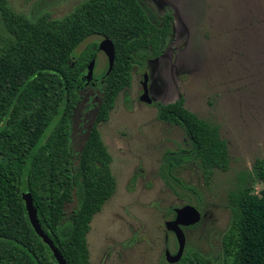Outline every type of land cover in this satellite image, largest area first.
<instances>
[{
    "label": "trees",
    "instance_id": "1",
    "mask_svg": "<svg viewBox=\"0 0 264 264\" xmlns=\"http://www.w3.org/2000/svg\"><path fill=\"white\" fill-rule=\"evenodd\" d=\"M173 28L171 8L158 14L146 0H83L57 18L47 12L29 18L0 0V264H58L29 222L23 190L31 192L39 223L66 264H90V222L116 189L98 124L107 121L118 94L131 84L133 67L163 54ZM91 36L109 38L114 59L102 74V100L76 163L71 119L98 42L78 53L76 48ZM152 104L158 120L181 127L190 143L187 150L166 151L159 166L177 196L180 189L192 190L176 174L189 159L198 161L207 178L214 169L229 168L228 144L218 126L189 110L182 95ZM248 176L264 181V157L255 159ZM228 201L222 264H264V189L254 192L243 177ZM165 264L212 261L187 250Z\"/></svg>",
    "mask_w": 264,
    "mask_h": 264
},
{
    "label": "rangeland",
    "instance_id": "2",
    "mask_svg": "<svg viewBox=\"0 0 264 264\" xmlns=\"http://www.w3.org/2000/svg\"><path fill=\"white\" fill-rule=\"evenodd\" d=\"M11 8L34 18L47 12L57 18L83 0H7ZM158 14L171 8L173 34L163 54L132 69L131 84L117 96L109 118L98 128L109 153L116 189L94 214L87 233L90 264H165L187 250L222 264L221 237L231 217L230 191L248 178L254 192L264 181L249 179L256 158L264 157V0H146ZM102 37L91 36L81 43ZM139 57V56H138ZM108 57L98 50L92 70L81 76L71 119L70 145L75 162L102 100V74ZM148 76L153 101L171 102L182 95L185 106L216 124L227 141L229 168L210 177L189 159L176 174L192 190L177 196L161 179L166 151L189 148L178 125L162 122L152 103L140 100V78ZM194 205L200 219L181 226L184 240L165 251V221L174 208ZM75 200L65 206L69 214Z\"/></svg>",
    "mask_w": 264,
    "mask_h": 264
},
{
    "label": "water",
    "instance_id": "3",
    "mask_svg": "<svg viewBox=\"0 0 264 264\" xmlns=\"http://www.w3.org/2000/svg\"><path fill=\"white\" fill-rule=\"evenodd\" d=\"M98 50L105 53L108 57V62L111 64L114 59V46L112 41L109 38H102L98 43ZM95 62V58H93L88 68L92 70L93 64ZM140 82L142 85V93L140 95V100L151 103L153 100L149 95V87H148V76L145 74L141 76ZM21 197L24 202L26 212L28 215L29 222L36 232V234L43 240L45 244L50 248L54 258L56 259L58 264H66L65 259L58 248L53 244L50 237L44 232L42 229L38 217H37V209L33 204L32 194L29 190H23L21 192ZM200 219L199 210L192 204H184L180 207L174 208V217L172 219L165 221V251L164 254L167 257L171 248L177 244L179 241L184 240V233L181 226H188L196 223Z\"/></svg>",
    "mask_w": 264,
    "mask_h": 264
},
{
    "label": "flooded vegetation",
    "instance_id": "4",
    "mask_svg": "<svg viewBox=\"0 0 264 264\" xmlns=\"http://www.w3.org/2000/svg\"><path fill=\"white\" fill-rule=\"evenodd\" d=\"M140 83H141V82H140ZM148 87H149V85H148ZM151 103H153V101H152Z\"/></svg>",
    "mask_w": 264,
    "mask_h": 264
}]
</instances>
